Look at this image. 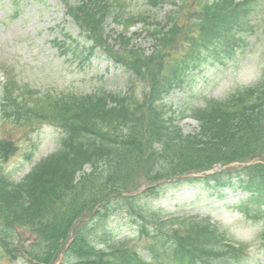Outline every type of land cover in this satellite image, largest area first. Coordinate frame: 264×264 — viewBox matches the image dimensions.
Instances as JSON below:
<instances>
[{
  "label": "trees",
  "instance_id": "trees-1",
  "mask_svg": "<svg viewBox=\"0 0 264 264\" xmlns=\"http://www.w3.org/2000/svg\"><path fill=\"white\" fill-rule=\"evenodd\" d=\"M61 1L88 39L89 54L102 50L130 74V81L119 92L46 95L37 111L18 102L9 85L2 87L0 121L14 123L17 130L49 121L61 131L62 142L18 183L4 174L0 164V255L10 250L5 237L14 234L17 225L38 237L41 252L28 254L31 264H56L61 258V264L242 263L244 252L221 226L198 216L166 218L148 199L169 186L214 181L210 186L214 191L236 186L250 194L246 203L252 209L264 204V164L234 174L191 176L214 162L264 157V72L254 85L191 109L198 127L185 133L164 100L181 81L188 62L170 64L159 49L148 56L134 47L131 37L109 35V18L125 22L114 6L116 0ZM151 1L156 6L162 2ZM256 4V0H202L198 13L204 29L194 42L208 48L215 38L232 31L242 37ZM179 12L180 8L167 13L169 31L156 29L152 34L158 47L171 40ZM136 77L145 89L141 100L132 93ZM14 140L0 141L1 160L15 153ZM233 176L238 180L232 181ZM143 187L148 188L133 195ZM120 217L130 221L132 238L115 237L111 219ZM259 240L264 243V230Z\"/></svg>",
  "mask_w": 264,
  "mask_h": 264
},
{
  "label": "rangeland",
  "instance_id": "rangeland-1",
  "mask_svg": "<svg viewBox=\"0 0 264 264\" xmlns=\"http://www.w3.org/2000/svg\"><path fill=\"white\" fill-rule=\"evenodd\" d=\"M258 1L246 19L249 26L242 37L232 31L227 37L215 38L205 48L193 41V37L204 29L201 30L199 23L203 18L198 13L200 0H162L163 3L157 6L151 0H118L124 19L149 17L148 21H140V25L129 30V36L139 35L133 39L134 47L147 55L153 53L155 41L146 35L150 29L148 23L160 22L163 26L166 13L172 8L176 11L172 3L180 8V32L170 36L167 45L157 51L166 55L170 64L188 62V72L182 83L165 99L178 119L184 111L190 115L191 108L202 107L208 100L224 99L259 80L264 71V0ZM108 22L109 35L116 37L124 31L112 18ZM89 48L88 39L67 15L63 1L0 0V101L2 82L6 81L7 74L18 87L30 91V99L34 100L46 95H89L126 89L130 74L115 65L102 50L89 54ZM139 80L134 78L131 86L132 93L141 100L145 89ZM180 125L185 133H192L198 126L189 116L181 119ZM11 137L15 138L16 152L1 165L4 174L16 183L40 160L57 151L62 142L61 131L51 124L38 122L17 130L14 123L0 121V141ZM262 162L264 164V157ZM227 167L238 169L240 165ZM202 186L172 187L148 202L164 214L210 217L220 223L231 238L244 243L245 250L248 246L243 264H264L258 239L264 229V205L253 209L249 206L250 212L244 216L246 194L227 189L223 197H218L219 194ZM111 221L110 228L118 239L132 236L128 221L121 217ZM13 232L5 237L11 246L0 255V264H31L28 254L41 252L36 245L37 235L17 225Z\"/></svg>",
  "mask_w": 264,
  "mask_h": 264
}]
</instances>
